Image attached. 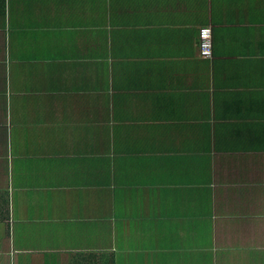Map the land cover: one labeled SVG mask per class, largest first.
Wrapping results in <instances>:
<instances>
[{"label":"crops","instance_id":"1","mask_svg":"<svg viewBox=\"0 0 264 264\" xmlns=\"http://www.w3.org/2000/svg\"><path fill=\"white\" fill-rule=\"evenodd\" d=\"M0 264H264V0H0Z\"/></svg>","mask_w":264,"mask_h":264},{"label":"built area","instance_id":"2","mask_svg":"<svg viewBox=\"0 0 264 264\" xmlns=\"http://www.w3.org/2000/svg\"><path fill=\"white\" fill-rule=\"evenodd\" d=\"M199 54L203 59L211 57V29L209 26L199 29Z\"/></svg>","mask_w":264,"mask_h":264}]
</instances>
